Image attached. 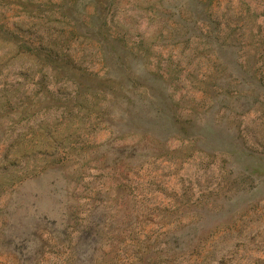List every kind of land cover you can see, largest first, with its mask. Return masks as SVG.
Masks as SVG:
<instances>
[{"label":"rangeland","instance_id":"rangeland-1","mask_svg":"<svg viewBox=\"0 0 264 264\" xmlns=\"http://www.w3.org/2000/svg\"><path fill=\"white\" fill-rule=\"evenodd\" d=\"M0 264H264V0H0Z\"/></svg>","mask_w":264,"mask_h":264}]
</instances>
